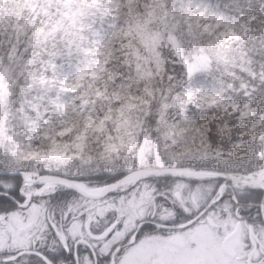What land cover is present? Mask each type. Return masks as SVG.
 Returning <instances> with one entry per match:
<instances>
[{
  "label": "snow or ice",
  "instance_id": "obj_1",
  "mask_svg": "<svg viewBox=\"0 0 264 264\" xmlns=\"http://www.w3.org/2000/svg\"><path fill=\"white\" fill-rule=\"evenodd\" d=\"M51 3L33 31L55 38L0 84V264H264V64L235 51L241 22L213 0Z\"/></svg>",
  "mask_w": 264,
  "mask_h": 264
},
{
  "label": "trees",
  "instance_id": "obj_2",
  "mask_svg": "<svg viewBox=\"0 0 264 264\" xmlns=\"http://www.w3.org/2000/svg\"><path fill=\"white\" fill-rule=\"evenodd\" d=\"M213 2L217 3L221 9L236 17L243 24L245 30L240 37V45L235 51L240 53L244 49L245 44H247V50L254 53L256 67L259 70V66L264 64V0H213ZM157 12H159V9H157ZM249 13L256 17L255 24L247 21ZM38 18L42 20L41 17L34 18L31 15L26 0H4L2 2L0 6V75L13 76V71L19 58H25V53L35 45L37 33L33 30L37 27ZM160 19L161 21L163 20L162 17ZM162 26L163 24L161 23L157 27ZM13 48L18 50L16 54L12 53ZM149 58L151 57H146V61ZM240 58L241 60L243 59V57ZM230 63L232 68L243 67L242 64L236 63V57H233ZM144 67L147 69V63H145ZM113 70L116 73L121 72L122 67L118 60L114 62ZM228 71V69L220 68L217 69L216 74L227 79ZM21 77L22 75L18 76L16 81L6 77L8 79L5 83L6 89L9 91L16 89ZM134 82V85H137L138 88L141 83L140 79H136ZM256 86L262 87L264 86V82H257ZM146 87H155L157 92L160 90L155 80L149 81ZM236 91L238 93L239 89L237 88ZM17 98V96L13 95L8 99L15 100ZM236 98L239 99L238 96ZM217 118L219 121L227 123L231 117H226L224 112H219ZM244 129V124L234 121L232 135L223 134L214 136L213 142L216 146L228 150L230 140L241 131H244ZM245 134L250 135V132H245Z\"/></svg>",
  "mask_w": 264,
  "mask_h": 264
},
{
  "label": "rangeland",
  "instance_id": "obj_3",
  "mask_svg": "<svg viewBox=\"0 0 264 264\" xmlns=\"http://www.w3.org/2000/svg\"><path fill=\"white\" fill-rule=\"evenodd\" d=\"M3 1L4 0H0V6H1ZM26 1H27V5H28V8H29V11H30L31 15H33L34 18L41 17L42 18L41 23H44L45 25H47L49 21L44 18L45 13L43 11H41V9H53V8H55L59 12H63L64 11L62 6H59L58 4L51 3V0H48V3H44V4H37L36 0H26ZM213 3L217 4L215 2H213ZM49 14L51 16H55L56 15L55 12H50ZM37 35H39V38L41 39V42H43L45 39H49L50 40V39H54L55 38L54 36L48 37L44 33H40V34H37ZM60 39H63V37H60ZM24 71H25V58L22 59V57H21V58H19V61L17 62L16 66H15V70L13 71L14 72L13 76L6 75V74H5L6 76L0 75V77H2V79H0V84H3V86L6 88L5 83L8 80V79H6V77L11 78L13 81H16L18 76H20V75L23 76ZM4 77H5V79H4ZM133 86L137 88V85H133Z\"/></svg>",
  "mask_w": 264,
  "mask_h": 264
}]
</instances>
